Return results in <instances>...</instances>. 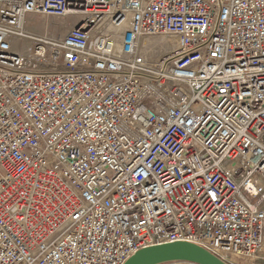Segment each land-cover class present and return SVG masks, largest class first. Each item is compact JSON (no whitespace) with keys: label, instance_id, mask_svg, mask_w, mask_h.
<instances>
[{"label":"built area","instance_id":"2783aa9c","mask_svg":"<svg viewBox=\"0 0 264 264\" xmlns=\"http://www.w3.org/2000/svg\"><path fill=\"white\" fill-rule=\"evenodd\" d=\"M176 242L264 264V0H0V264Z\"/></svg>","mask_w":264,"mask_h":264},{"label":"water","instance_id":"95a60500","mask_svg":"<svg viewBox=\"0 0 264 264\" xmlns=\"http://www.w3.org/2000/svg\"><path fill=\"white\" fill-rule=\"evenodd\" d=\"M227 264L205 249L185 242L156 245L137 251L124 264Z\"/></svg>","mask_w":264,"mask_h":264},{"label":"rangeland","instance_id":"374dc122","mask_svg":"<svg viewBox=\"0 0 264 264\" xmlns=\"http://www.w3.org/2000/svg\"><path fill=\"white\" fill-rule=\"evenodd\" d=\"M66 29V28H65ZM175 264H184V263H175Z\"/></svg>","mask_w":264,"mask_h":264}]
</instances>
